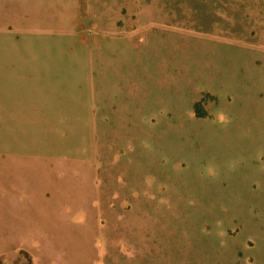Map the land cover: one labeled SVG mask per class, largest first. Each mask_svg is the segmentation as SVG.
Instances as JSON below:
<instances>
[{
	"label": "rangeland",
	"instance_id": "rangeland-1",
	"mask_svg": "<svg viewBox=\"0 0 264 264\" xmlns=\"http://www.w3.org/2000/svg\"><path fill=\"white\" fill-rule=\"evenodd\" d=\"M262 205L264 0H0V264H264Z\"/></svg>",
	"mask_w": 264,
	"mask_h": 264
},
{
	"label": "crops",
	"instance_id": "crops-1",
	"mask_svg": "<svg viewBox=\"0 0 264 264\" xmlns=\"http://www.w3.org/2000/svg\"><path fill=\"white\" fill-rule=\"evenodd\" d=\"M262 206H264V205H262ZM264 210V209H263ZM264 227H259V228H257V230H256V232H254V233H256L257 235H259L258 236V238H255V237H253V241H259V242H261V241H263L264 240V237H263V233H264V229H263ZM251 231V230H250ZM263 232V233H262ZM261 234V235H260ZM230 238L232 237V236H229ZM247 241L249 240V239H246Z\"/></svg>",
	"mask_w": 264,
	"mask_h": 264
}]
</instances>
